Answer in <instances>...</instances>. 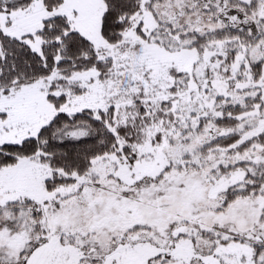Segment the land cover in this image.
<instances>
[{
	"label": "snow or ice",
	"instance_id": "1",
	"mask_svg": "<svg viewBox=\"0 0 264 264\" xmlns=\"http://www.w3.org/2000/svg\"><path fill=\"white\" fill-rule=\"evenodd\" d=\"M0 264H264V0H0Z\"/></svg>",
	"mask_w": 264,
	"mask_h": 264
}]
</instances>
